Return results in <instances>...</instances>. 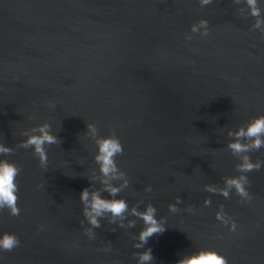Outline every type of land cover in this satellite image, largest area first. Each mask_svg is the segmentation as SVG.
I'll use <instances>...</instances> for the list:
<instances>
[{
  "label": "water",
  "instance_id": "95a60500",
  "mask_svg": "<svg viewBox=\"0 0 264 264\" xmlns=\"http://www.w3.org/2000/svg\"><path fill=\"white\" fill-rule=\"evenodd\" d=\"M257 6L259 17L247 0H0V146L12 150L0 159L20 169V214L0 209V234L19 245L0 249V264H138L145 248L150 264L199 250L264 264V147L248 153L262 162L244 173L250 200L226 184L242 174L228 147L235 132L264 115V0ZM41 128L58 141L44 146L46 168L22 147ZM114 134L123 176H105L95 159ZM84 188L128 210L93 227ZM148 204L165 231L137 249L145 225L132 209Z\"/></svg>",
  "mask_w": 264,
  "mask_h": 264
},
{
  "label": "clouds",
  "instance_id": "9594fccd",
  "mask_svg": "<svg viewBox=\"0 0 264 264\" xmlns=\"http://www.w3.org/2000/svg\"><path fill=\"white\" fill-rule=\"evenodd\" d=\"M211 0H199L201 5H207ZM247 4L251 9V16L259 17L261 15V9L257 6V0H247ZM200 27L204 29L201 36L208 35L207 21L201 19L198 21ZM261 24H264V20H259L256 27L259 28ZM199 31L197 24L191 25V32L196 33ZM191 36H187L186 39H191ZM46 127V126H45ZM91 128V125H87ZM40 135L30 136L22 147L28 148L31 146L33 153L38 157L39 165L41 168H46L47 155L45 151V145H51L58 143L57 139L49 135L44 128L40 129ZM235 139L228 145L231 153L239 157V163L236 164V170L241 175L230 177L226 180L228 189H235V193L243 198L244 200H250L251 196L246 190L245 185H248L249 181L244 173L259 170L261 168V161L257 160L252 162L248 155L249 152L259 150L264 147V115H260L252 118L246 123V125L240 127L235 132ZM247 141V143H245ZM123 151L122 145L119 139L114 135L105 137L97 143V155L96 161L100 164V171L108 176L110 173L119 174L123 176L124 173L117 167L114 158L121 154ZM12 150L0 146V153L9 154ZM19 167L12 162L0 159V209H7L9 215L18 216L20 209L17 207V191L18 186L16 177L19 174ZM118 178V177H117ZM148 191L151 188L148 187ZM207 191H214V189L207 187ZM110 195H115L119 189L109 188ZM225 198L229 197V191L223 190L221 192ZM79 199L87 204V208L84 209V216L87 218L88 223L93 227H99L97 217L103 212H110L114 216H122L127 210L128 205L123 199H111L106 200L100 198L96 193H93L91 200H89V191L87 188L81 190ZM177 198V203H179ZM209 200H205V204H209ZM170 212H177L178 209L174 204L168 205ZM187 211H192L189 207ZM134 215L139 216L144 222L145 227L139 232L138 240L139 243L135 244L134 247L140 249L144 247L148 239L155 234H160L165 231L164 223L158 221L155 217L156 209L148 204L144 211L138 212L136 208L132 209ZM216 219L224 224L229 225L230 230H235L236 224L231 221V218L227 217L222 212L216 213ZM90 239L94 238V234L91 231L87 232ZM19 245V240L15 234L3 233L0 234V249L5 251H11ZM105 251L110 250V246L104 249ZM153 260L152 252L150 248H145L143 252H140L138 258V264H150ZM176 264H227L226 259L217 254L214 250H199L194 255L182 257L176 261Z\"/></svg>",
  "mask_w": 264,
  "mask_h": 264
}]
</instances>
